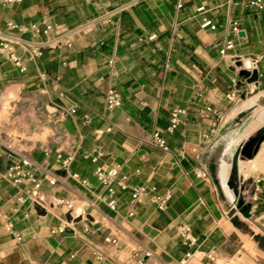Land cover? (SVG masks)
I'll list each match as a JSON object with an SVG mask.
<instances>
[{"label": "crops", "instance_id": "1", "mask_svg": "<svg viewBox=\"0 0 264 264\" xmlns=\"http://www.w3.org/2000/svg\"><path fill=\"white\" fill-rule=\"evenodd\" d=\"M250 1L0 0V44L20 64L0 53V264H264V142L237 164L249 219L227 186L235 151L264 127V9ZM245 59L252 84L239 76ZM109 89L121 99L112 111ZM1 144L33 164L17 186L4 177L17 157ZM97 168L117 169L114 211ZM32 180L44 208L26 197ZM133 187L146 189L141 203ZM164 195L158 211L151 197Z\"/></svg>", "mask_w": 264, "mask_h": 264}, {"label": "built area", "instance_id": "2", "mask_svg": "<svg viewBox=\"0 0 264 264\" xmlns=\"http://www.w3.org/2000/svg\"><path fill=\"white\" fill-rule=\"evenodd\" d=\"M6 1L7 2H17V1H21V0H6ZM248 6L255 9L256 11H261L262 9H264V4H262V0H252L248 3ZM199 11H202V9H199ZM201 28H209L212 31L215 29V27L211 24V22L207 21V20L203 21V23L201 24ZM231 33L234 35H237V33H238V29H237L235 24H233V26H232ZM231 48H232L231 42L227 41L224 43L223 48L221 49L220 53L224 54L226 50H229ZM0 53L7 55L8 58L11 61H13V63L17 67L20 66L18 58L14 56V54L11 50V47L9 46L8 43H1L0 44ZM31 54L34 56H38L39 52L37 49H34L31 51ZM239 68L241 70L251 72L255 68V61H249L246 59H245V61H240ZM226 98H227V100H229L231 102H234L237 100V97H236L234 92H231L228 95H226ZM120 104H121V99H120L119 95L115 91H113L112 89H109L105 94V107H106V109L108 111H112L114 109H117L120 106ZM69 113L74 114L75 109L74 108L69 109ZM181 113L182 112L179 110L172 111V113L170 115L169 126L166 130L168 133H172L176 129V127L178 126V124H179L178 116ZM151 142L153 145L162 149L163 151H167L165 141L160 137L159 133H154L151 136ZM1 147L9 155H11V156L14 155L15 157H17V161L12 163L7 168L5 175H4L5 179L14 186H17L20 183H22V181L24 179H29V172L33 168V164L28 159H26L25 157L17 154L10 145L1 144ZM100 155H101V153L98 151L97 153H95V155H94V153H86L84 157L90 158L93 162H95L97 157ZM71 162H72V157H70V156H68L64 159H61L62 169L67 171ZM94 174H95L96 179L101 183V185H103L104 187L107 188L108 197H109V201L107 202V206L112 211H114L116 205H115V201L112 199L113 190L110 188V186L116 180L117 169H112L110 171H103L102 169L97 168L95 170ZM197 176H200V173H197ZM72 178L77 180L76 175H72ZM123 180H124V178L120 179L119 185H120L121 189L124 190V189H126V186L123 184ZM56 182H57V180L53 177L48 180V184L51 186L55 185ZM32 183H33L32 189L29 191V193L27 194L26 197L35 206L40 207V208H44V199H43L41 192H40V184L38 181H35V180H32ZM255 184L256 185H259V184L264 185V179L256 180ZM151 191H154V189H152ZM146 195H147V191L144 187H133L130 190L131 203H133V204L134 203H141L143 198ZM239 196L244 201V198H245L244 191H239ZM168 200H169V195H164L162 197H160V196H152L151 197V202L153 204H155L158 211H163L166 208ZM18 201L20 203H22L24 201V199L18 198ZM57 205H63L68 210L71 209V203L68 201L59 200ZM180 236L184 242H188L190 244L195 243V239H193L190 236L188 230H181ZM18 240L20 241L21 239L18 238ZM30 264H38V263L33 262Z\"/></svg>", "mask_w": 264, "mask_h": 264}, {"label": "water", "instance_id": "3", "mask_svg": "<svg viewBox=\"0 0 264 264\" xmlns=\"http://www.w3.org/2000/svg\"><path fill=\"white\" fill-rule=\"evenodd\" d=\"M239 76L243 78L248 84L256 82L258 77L256 71L248 72L245 70H241ZM262 142H264V127L258 130L255 133L254 137L250 138L244 145L238 148L232 157L231 171L227 186L229 189L234 191V195L237 199L236 209L240 212L244 219L250 218L249 212L251 210V205L245 203L243 199L239 196L237 185L235 183L237 174V164L239 159L251 160L257 154Z\"/></svg>", "mask_w": 264, "mask_h": 264}]
</instances>
